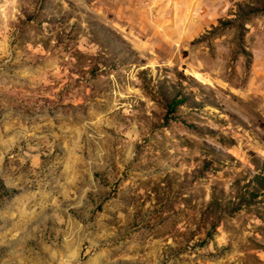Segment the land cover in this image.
Here are the masks:
<instances>
[{
    "label": "rangeland",
    "instance_id": "374dc122",
    "mask_svg": "<svg viewBox=\"0 0 264 264\" xmlns=\"http://www.w3.org/2000/svg\"><path fill=\"white\" fill-rule=\"evenodd\" d=\"M264 0H0V264H264Z\"/></svg>",
    "mask_w": 264,
    "mask_h": 264
},
{
    "label": "trees",
    "instance_id": "16d2710c",
    "mask_svg": "<svg viewBox=\"0 0 264 264\" xmlns=\"http://www.w3.org/2000/svg\"><path fill=\"white\" fill-rule=\"evenodd\" d=\"M264 183V182H263Z\"/></svg>",
    "mask_w": 264,
    "mask_h": 264
}]
</instances>
